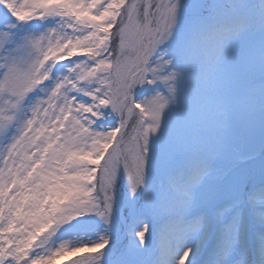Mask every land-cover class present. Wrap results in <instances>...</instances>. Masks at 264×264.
<instances>
[{
    "label": "rangeland",
    "instance_id": "rangeland-1",
    "mask_svg": "<svg viewBox=\"0 0 264 264\" xmlns=\"http://www.w3.org/2000/svg\"><path fill=\"white\" fill-rule=\"evenodd\" d=\"M160 1L138 119L119 138L122 228L80 165L118 182L103 147L138 82L144 0H0V264H56L119 230L126 241L76 264H186L177 242L216 264H251L254 241L264 250V0H208L200 20ZM91 51L105 53L98 85L77 86Z\"/></svg>",
    "mask_w": 264,
    "mask_h": 264
},
{
    "label": "bare ground",
    "instance_id": "bare-ground-1",
    "mask_svg": "<svg viewBox=\"0 0 264 264\" xmlns=\"http://www.w3.org/2000/svg\"><path fill=\"white\" fill-rule=\"evenodd\" d=\"M154 33H155V31H154V28H153V24H152L151 18L147 16L146 22H145V27H144V30H143L142 48H141V50H140V52H139V54L137 56V63H138L137 64V68H138V70H139V68H141L143 61H146V65H147V62H148V59H149V52H150L149 50H150V48L148 50V53H146V50H147L146 48H147L148 45H149V47L151 46L152 39L154 37ZM145 68H146V66H145ZM135 75H138V73L136 72ZM135 75H132V77H131L132 80L134 79ZM130 113H131V111H127V113L123 117V119H127L128 116L130 115ZM131 115H133V112H132ZM128 122L129 121H127L125 123V127L127 126ZM119 137H120V135L117 137V143H118ZM117 147H119V146L117 145ZM115 152H116V157H118V159H119V163L122 164V161L120 160V155H119V153H118V151L116 149H115ZM255 198L256 199L264 198V191L261 192L260 194H256L254 196V199ZM119 207L120 208L122 207V209H123V205L122 204H120ZM254 207H256V208H260V207L264 208V205H260L258 203H255ZM259 212H260V214L262 216H264V209L263 210L261 209ZM175 245H176L175 247H176V250H177L178 254L181 256V258L185 259L184 261L186 262V264H216V263L210 262L209 259L207 257H205V256H199V257H196V258L194 257L193 258L194 252H193L192 249L194 248V246L190 247L189 245L183 244L182 242H177V244L175 243ZM225 245L226 244H224V243H222L221 245H217L215 251L216 252L222 251L225 248ZM253 248H254V256H255L256 262L258 264H264V250H262L261 248L257 247L255 241H254V244H253ZM245 259H246L245 256L243 258H241L239 260V264H245L246 263ZM61 263H62V261H59L57 264H61ZM220 264H222V262Z\"/></svg>",
    "mask_w": 264,
    "mask_h": 264
},
{
    "label": "water",
    "instance_id": "water-1",
    "mask_svg": "<svg viewBox=\"0 0 264 264\" xmlns=\"http://www.w3.org/2000/svg\"><path fill=\"white\" fill-rule=\"evenodd\" d=\"M187 1H191L190 5L188 6V12L190 14H199L205 2V0H187Z\"/></svg>",
    "mask_w": 264,
    "mask_h": 264
}]
</instances>
